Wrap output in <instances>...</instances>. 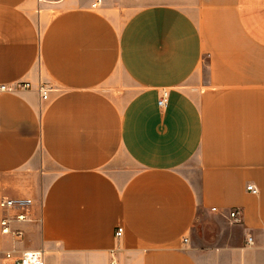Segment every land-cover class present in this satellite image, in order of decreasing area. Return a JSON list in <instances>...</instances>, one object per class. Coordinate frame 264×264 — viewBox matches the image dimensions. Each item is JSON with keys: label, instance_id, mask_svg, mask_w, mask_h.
Masks as SVG:
<instances>
[{"label": "crops", "instance_id": "0c3cea01", "mask_svg": "<svg viewBox=\"0 0 264 264\" xmlns=\"http://www.w3.org/2000/svg\"><path fill=\"white\" fill-rule=\"evenodd\" d=\"M97 1L0 0V264H264V0Z\"/></svg>", "mask_w": 264, "mask_h": 264}, {"label": "built area", "instance_id": "2783aa9c", "mask_svg": "<svg viewBox=\"0 0 264 264\" xmlns=\"http://www.w3.org/2000/svg\"><path fill=\"white\" fill-rule=\"evenodd\" d=\"M101 3V0H98L93 6L96 7ZM33 85L27 81H20L14 84H3L0 83V95L3 93H13L18 94L24 91L31 90ZM53 88L47 83H39L37 85V91L41 95L43 100H48L50 97V93ZM169 92L167 90L163 91L162 96L158 102L159 107L164 109L168 104ZM248 189L252 191L254 194L258 193V190L249 186ZM34 202L29 198H19L12 199L4 197L0 200V208L6 212L7 214L2 218L0 222L1 232L3 235H10L15 239H23L24 232L20 229H14L13 223L15 222H31L33 221L32 217V207ZM216 211V209H213ZM16 211L17 213L12 214V212ZM230 220L234 224L242 223V213L240 210H234L229 215ZM39 222L42 219L38 220ZM124 230L119 227L116 232L117 237H121ZM185 243L188 242V239L184 240ZM247 243L249 245H254V239L252 237L248 238ZM5 260L8 264H45L44 262V254L42 251H25L20 253L18 251L12 250L5 254ZM110 264H120L115 258L111 261Z\"/></svg>", "mask_w": 264, "mask_h": 264}]
</instances>
